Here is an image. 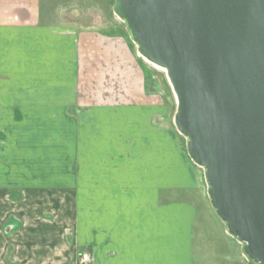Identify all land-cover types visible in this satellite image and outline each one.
Returning a JSON list of instances; mask_svg holds the SVG:
<instances>
[{
	"label": "crops",
	"instance_id": "crops-1",
	"mask_svg": "<svg viewBox=\"0 0 264 264\" xmlns=\"http://www.w3.org/2000/svg\"><path fill=\"white\" fill-rule=\"evenodd\" d=\"M122 28L46 24L39 0H0V113L9 114L5 126L21 123L32 140L25 148L34 149L15 170L13 155L0 152V264H76L78 247L93 255L92 264H237L234 251L204 260L210 257L193 248L194 206L176 199L200 180L175 131L133 143L103 136L111 115L120 132V119L142 114L141 103L126 97L148 94L83 85V77H133L140 87L148 67ZM48 109L55 125L42 120ZM73 112L79 121L63 119ZM152 122L144 126L151 135ZM52 127L59 131L54 156L45 150ZM33 161L35 169L26 164ZM70 224L78 235L67 250L62 234Z\"/></svg>",
	"mask_w": 264,
	"mask_h": 264
},
{
	"label": "water",
	"instance_id": "water-1",
	"mask_svg": "<svg viewBox=\"0 0 264 264\" xmlns=\"http://www.w3.org/2000/svg\"><path fill=\"white\" fill-rule=\"evenodd\" d=\"M113 13L165 71L227 233L264 264V0H114Z\"/></svg>",
	"mask_w": 264,
	"mask_h": 264
},
{
	"label": "rangeland",
	"instance_id": "rangeland-1",
	"mask_svg": "<svg viewBox=\"0 0 264 264\" xmlns=\"http://www.w3.org/2000/svg\"><path fill=\"white\" fill-rule=\"evenodd\" d=\"M113 6L114 0H39L40 21L46 24L53 25H79L80 27L87 29L93 27L104 29L110 25H118V27L120 28H125V33L131 40L125 23L114 15ZM134 47L137 51L135 45ZM144 63L148 67V69L144 74L145 77H138V82H142L140 87L138 84L137 86L134 84L133 77H83V85H85V89L88 90L108 88L111 91H120L124 93L133 91L134 89H140L141 91L143 90L144 93H148L144 94V97H139L138 95H136L137 97H126L127 99L125 100L127 103H129L128 101L137 103V105L138 102L141 103L138 106H135L141 109L142 114L140 116L137 115L136 117L134 114H127L124 120L120 119V123L122 121H125V129H120V132L118 131L116 126V122L118 120L116 121V119H113L111 115L109 119V135H107L104 131L103 136L104 138L109 136L108 138L112 139H125V142L126 140H128V142L130 141L131 143H133L135 138L142 139L145 137L147 139L152 138L153 140L169 138V134L167 133L169 130H172L177 134L176 137L180 139L179 146L186 153L187 139L176 130L174 125L173 118L176 112V101L171 87L168 83L166 74L160 69L154 68L149 63ZM18 91V95L19 97H21L22 88H18ZM28 91L29 93H31V88H28ZM28 100L31 105H34L32 104V102H35V104H37V99L33 101L34 98L32 94L30 95ZM0 102V106H5V103L2 101V99H0ZM51 107H53V105ZM47 112L48 113H45V119L42 120H45L47 122L52 121L48 126H51L53 124L55 125V119L57 118L56 114H51V109H48ZM73 113L74 114H63V119L69 118V120L71 119V121L73 122H77V120L79 121V119H77V117L79 118V116H77V113ZM7 115H5L4 113H0V122L1 118H3L2 123H0V140H6L3 143L0 141V152H3L2 154L5 155L6 153L13 155L14 161L12 162L15 170L18 165L17 161H21L19 163L23 165L22 159L27 157L25 153H29L31 151L27 150L24 145L25 143H28L30 139L27 140L26 136H23L28 131L21 130V128L23 127L21 126L20 122L15 125L5 126L6 122H9L10 120ZM5 116L8 119L6 120V122L4 121ZM21 116L25 118L24 114L22 113V115L20 114L16 119L21 118ZM90 116L94 119V116ZM29 117H38V115L30 114ZM84 117H86L87 121L89 122L87 116ZM150 120H152L153 122L150 124L151 126H149L148 129L152 130V133H154L152 135L149 134L146 130V127H144L145 124ZM130 122L133 123L130 124ZM58 123L59 122H57V124ZM55 129L56 128L52 127L50 131H48L45 135L46 143L48 144L46 145L45 150L47 154H51L52 156H54V151H57V148L54 145V141L57 139V136H59V131L55 132ZM31 130L36 132V129ZM22 131H24L25 134H23ZM33 131H30V133H32ZM49 132L54 134L51 135L49 134ZM69 132L70 131L67 129L62 131L63 134ZM8 138H12L15 145H12L11 141L13 140L10 139V141ZM31 142L32 140H30V143ZM40 144L41 148H43V143L40 142ZM30 148L32 149L31 153H33V146H30ZM58 153L60 154L58 156L62 157L63 160V158L65 157L64 150L61 149V153L60 151H58ZM190 161L198 171L200 184L196 186L195 190L190 191L186 194H180L183 195V197H178L176 200L190 202L194 206L196 221L193 228V248L196 251L205 252V255L210 257L204 260H210L211 255L217 254L218 252H222L223 254H225L230 253V251H234L236 253L235 259L237 261V264H249L250 260L243 253V243L238 242L236 238L230 236L227 233L225 223L222 222L221 219L217 216L214 208L210 203V199L207 194L208 185L204 176V169L195 165L192 160ZM130 163L132 162L128 161V165ZM2 164L4 165L5 162L3 161ZM26 164L28 166L33 164V169L37 167L36 161L26 162ZM46 164L47 162L44 163L45 166ZM45 168L48 169L47 166ZM77 235L78 230L76 225L70 224L65 227L63 226L62 237L67 250H69V248H72V246L74 245V239H77ZM75 251L79 253L76 257V264H79L78 259L80 254L89 253L84 247H78V249H76Z\"/></svg>",
	"mask_w": 264,
	"mask_h": 264
},
{
	"label": "built area",
	"instance_id": "built-area-1",
	"mask_svg": "<svg viewBox=\"0 0 264 264\" xmlns=\"http://www.w3.org/2000/svg\"><path fill=\"white\" fill-rule=\"evenodd\" d=\"M79 264H92L93 263V255L91 253H83L79 255L78 259Z\"/></svg>",
	"mask_w": 264,
	"mask_h": 264
},
{
	"label": "bare ground",
	"instance_id": "bare-ground-1",
	"mask_svg": "<svg viewBox=\"0 0 264 264\" xmlns=\"http://www.w3.org/2000/svg\"><path fill=\"white\" fill-rule=\"evenodd\" d=\"M134 44V43H133ZM135 45V44H134ZM136 46V45H135ZM136 49H137V47H136ZM138 53V52H137ZM139 55V54H138ZM140 56V55H139ZM143 59V58H142ZM146 63H149V62H147L145 59H143ZM150 65H152L154 68H156V69H160L161 71H163V72H165L163 69H161V68H159V67H157V66H155V65H153V64H151V63H149Z\"/></svg>",
	"mask_w": 264,
	"mask_h": 264
}]
</instances>
